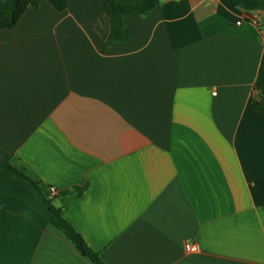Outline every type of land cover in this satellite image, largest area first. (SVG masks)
Here are the masks:
<instances>
[{
	"label": "crops",
	"instance_id": "crops-1",
	"mask_svg": "<svg viewBox=\"0 0 264 264\" xmlns=\"http://www.w3.org/2000/svg\"><path fill=\"white\" fill-rule=\"evenodd\" d=\"M246 16L160 0L105 51L101 0L0 29V264H93L49 224L50 188L105 264H264V13Z\"/></svg>",
	"mask_w": 264,
	"mask_h": 264
},
{
	"label": "trees",
	"instance_id": "trees-1",
	"mask_svg": "<svg viewBox=\"0 0 264 264\" xmlns=\"http://www.w3.org/2000/svg\"><path fill=\"white\" fill-rule=\"evenodd\" d=\"M40 0H0V29L11 30L15 28L18 21L22 18L25 11L29 8L36 9ZM160 2V0H137L132 4H123L114 0H101L106 15L109 20V32L107 39L102 46L105 51L115 43H123L131 40L134 34L123 25L125 17H145ZM233 8L239 9L246 15L259 12L264 13V0H231ZM253 91L255 97L251 99L253 110L264 114V57L260 66V72ZM1 168L12 172L21 177L25 182L37 189L35 183L25 177L22 172L10 167L8 164L2 165ZM82 190H78L81 193ZM49 212V224L65 236V238L75 247L76 251L86 257L93 264H105L99 258V255L93 252L83 238L72 228L66 219L62 216L61 210L53 207L49 201L46 202Z\"/></svg>",
	"mask_w": 264,
	"mask_h": 264
},
{
	"label": "built area",
	"instance_id": "built-area-1",
	"mask_svg": "<svg viewBox=\"0 0 264 264\" xmlns=\"http://www.w3.org/2000/svg\"><path fill=\"white\" fill-rule=\"evenodd\" d=\"M259 12H253L250 15L246 16V21L255 25V27H259ZM58 195V192L54 188H50L45 196V199L48 201L53 200ZM185 251L188 254H195L199 252V245L196 241L187 240L184 245Z\"/></svg>",
	"mask_w": 264,
	"mask_h": 264
},
{
	"label": "water",
	"instance_id": "water-1",
	"mask_svg": "<svg viewBox=\"0 0 264 264\" xmlns=\"http://www.w3.org/2000/svg\"><path fill=\"white\" fill-rule=\"evenodd\" d=\"M262 97H264V95H260L259 99H261Z\"/></svg>",
	"mask_w": 264,
	"mask_h": 264
}]
</instances>
